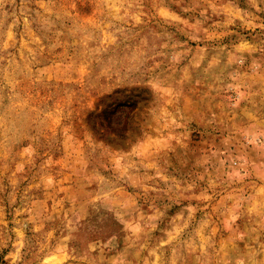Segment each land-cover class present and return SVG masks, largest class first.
<instances>
[{
    "label": "rangeland",
    "instance_id": "rangeland-1",
    "mask_svg": "<svg viewBox=\"0 0 264 264\" xmlns=\"http://www.w3.org/2000/svg\"><path fill=\"white\" fill-rule=\"evenodd\" d=\"M0 264H264V0H0Z\"/></svg>",
    "mask_w": 264,
    "mask_h": 264
}]
</instances>
